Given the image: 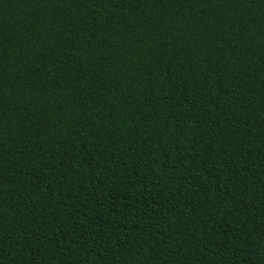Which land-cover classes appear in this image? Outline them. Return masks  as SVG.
<instances>
[{"label": "trees", "instance_id": "obj_1", "mask_svg": "<svg viewBox=\"0 0 264 264\" xmlns=\"http://www.w3.org/2000/svg\"><path fill=\"white\" fill-rule=\"evenodd\" d=\"M0 264H264V0H0Z\"/></svg>", "mask_w": 264, "mask_h": 264}]
</instances>
